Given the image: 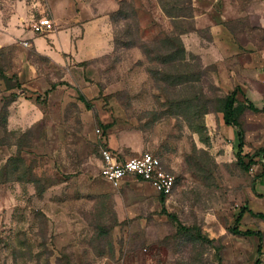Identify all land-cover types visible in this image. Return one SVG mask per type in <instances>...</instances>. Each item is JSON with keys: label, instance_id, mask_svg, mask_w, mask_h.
Segmentation results:
<instances>
[{"label": "rangeland", "instance_id": "1", "mask_svg": "<svg viewBox=\"0 0 264 264\" xmlns=\"http://www.w3.org/2000/svg\"><path fill=\"white\" fill-rule=\"evenodd\" d=\"M237 88L253 156L264 0H0V264H259L264 220L236 225L264 212V163L243 170L224 122ZM103 150L156 155L171 194L112 187Z\"/></svg>", "mask_w": 264, "mask_h": 264}, {"label": "built area", "instance_id": "2", "mask_svg": "<svg viewBox=\"0 0 264 264\" xmlns=\"http://www.w3.org/2000/svg\"><path fill=\"white\" fill-rule=\"evenodd\" d=\"M101 163V177L114 188L135 179L152 183L163 195H169L173 190V178L165 171L161 159L154 154L126 158L111 150H103ZM259 264H264V260Z\"/></svg>", "mask_w": 264, "mask_h": 264}, {"label": "trees", "instance_id": "3", "mask_svg": "<svg viewBox=\"0 0 264 264\" xmlns=\"http://www.w3.org/2000/svg\"><path fill=\"white\" fill-rule=\"evenodd\" d=\"M241 92L240 88H237L231 95H228L224 101V107H223V115H224V122L226 124V126L228 127H233L238 130V141H239V164L240 166L243 168V170L245 171H249L253 166L257 165L259 163V161L264 162V149L259 150L255 155L253 156H249V155H243L242 156V152H243V147L245 144V135L244 132L242 131V129L240 128V124L235 116V109H234V105L236 103V97L238 95V93ZM83 102L86 103L87 107L90 108L91 105H89V103L83 99ZM250 107L252 109H255L254 106L251 104ZM246 160V161H245ZM164 202V201H163ZM246 212H249L251 214H253L254 216L264 220V212H260V213H253L252 211H250L247 207L242 208L240 210V213L238 215L237 221H236V225L238 226V224L240 223V221L242 220L243 216L245 215ZM169 217L175 222L177 223L179 229L181 231H189V229H187L185 226L182 225V223L179 221V219L174 216L169 214ZM232 232L236 235H244V236H259L261 237V234L258 232H254V231H246V232H242L239 230L238 227H234L232 229ZM257 263H259V261H257Z\"/></svg>", "mask_w": 264, "mask_h": 264}, {"label": "crops", "instance_id": "4", "mask_svg": "<svg viewBox=\"0 0 264 264\" xmlns=\"http://www.w3.org/2000/svg\"><path fill=\"white\" fill-rule=\"evenodd\" d=\"M198 18V17H197Z\"/></svg>", "mask_w": 264, "mask_h": 264}]
</instances>
